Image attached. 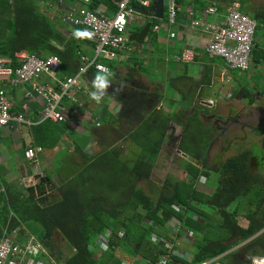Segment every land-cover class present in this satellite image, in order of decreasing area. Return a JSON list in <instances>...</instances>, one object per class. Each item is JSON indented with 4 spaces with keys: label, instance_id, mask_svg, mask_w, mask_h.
Listing matches in <instances>:
<instances>
[{
    "label": "trees",
    "instance_id": "1",
    "mask_svg": "<svg viewBox=\"0 0 264 264\" xmlns=\"http://www.w3.org/2000/svg\"><path fill=\"white\" fill-rule=\"evenodd\" d=\"M68 2H80L100 16L104 15V7L107 14L117 11L114 0ZM42 3L43 0H0V57L9 58L15 68L23 63L16 57L23 51L42 58L57 56L62 63L60 74L73 76L76 62L95 51V45L69 34L70 29L63 23L66 7L61 8L58 0H51L48 6ZM246 5L242 1L243 11L250 14ZM53 7L56 10L50 14ZM253 12L259 28L264 26V9ZM256 51L255 47V60L260 61L258 57L264 53ZM171 122L189 125L181 117L163 119L152 114L138 137H131L141 142L140 153H134V149L119 153L101 148L93 156L83 154L86 163L82 170L68 174L58 184L49 175L36 187H8V193L0 197L5 201V206L0 205V240L16 228L25 233L23 226L34 224L40 232L37 238L53 264H157L163 255H170L169 264H199L223 255L222 264H242L237 253H227L264 231V175L253 170L250 152L217 163L210 170L209 152L201 151L210 129L203 126L200 135L192 140V154L185 152L199 159L204 168L193 162L187 164V181L168 175L163 193L155 200L141 182L152 178ZM204 129L208 132L203 133ZM67 131V122L43 121L32 128L34 144L53 149ZM184 132L181 149L188 144V130ZM213 173L219 175L214 193L201 192L200 181L211 180ZM46 187L56 189L61 200L50 203ZM241 217L247 220V227L240 225ZM177 220L183 226L178 234L171 226ZM186 231L193 234V242L185 247L193 254L191 260L177 253V248L182 247L177 241ZM57 234L70 249L68 256L56 249ZM102 238H107V247L102 246L105 251L100 248ZM244 252L249 259L264 257V234L247 243ZM249 261L243 264H252Z\"/></svg>",
    "mask_w": 264,
    "mask_h": 264
},
{
    "label": "crops",
    "instance_id": "2",
    "mask_svg": "<svg viewBox=\"0 0 264 264\" xmlns=\"http://www.w3.org/2000/svg\"><path fill=\"white\" fill-rule=\"evenodd\" d=\"M154 1L155 0L152 2V7ZM177 1L179 3L178 22L169 31L162 30L161 32H157L155 27L161 25L167 20L168 8L172 0H165L164 20L155 17V13L151 10L152 7L146 10L147 13H144L140 8L137 10L135 19L130 26V36L141 33L149 23L152 24V29L144 42H130V50L123 52L119 59L112 61L107 59L102 60L101 63L111 67L112 76L110 79L112 84L100 103H97L89 96V93L94 90L92 87V79L98 71H91L81 79L80 84L83 90L76 93V98L79 102L84 103L83 109L77 108L75 105L73 107L69 100L67 101L66 105L68 106L67 108H69V115L67 114L69 131L65 133L62 141L55 148H44L43 153L47 152L48 154L45 158L46 167L52 161L54 152L56 158H63L58 157L56 153L57 150L59 152L62 150L63 143H65L63 150L66 151L69 161H73L76 155L80 161H84L83 163H86L83 154L93 156L96 152L98 153L106 148L112 149L113 151L116 150V152L119 153L123 150L128 153L130 149H134V153H140L142 151V147H140L142 145L141 142L133 141L131 140V137H138V132L144 128L152 114H157L161 111L164 112L165 104H168V106L175 105L174 107L176 108H184L183 106L181 107L178 105V103H191L190 105L194 109V116L200 115L204 117L210 115V117L214 118L216 116L211 115H214L213 113H216L222 104L228 103L227 105L231 107L233 111H241L239 109L240 106H245L243 97H247L252 104V100H256L251 97L255 94L254 92L257 91L259 92L258 94L261 95L258 97L264 98V55L258 57L260 61L258 59L256 61L254 57V65L249 71L243 72L232 70L227 66L224 60L213 57L209 54L208 47L211 43V35L206 33L202 26L196 25L197 22L207 24L222 23L228 17L229 9L236 5L238 1L242 3L243 0ZM66 2V6H77L79 8L81 7L90 10V8L82 6L80 2L73 5L69 4L68 0H66ZM214 8H219L218 14L207 13L208 10ZM106 9V7L102 9L104 15L115 16L116 12L113 14H107ZM241 10L243 11L242 4ZM135 21L137 23V28L133 30L132 25ZM172 33H176L178 37L173 39L171 37ZM258 42L259 37L256 45V52L261 55L262 53L259 52ZM187 48L194 49L197 52L196 60L192 62L182 61L183 52ZM93 52L91 51L88 55L92 56L95 54ZM262 52L264 53V49H262ZM25 54L28 53L23 51L16 54V57L18 60H21L18 55ZM1 58L9 59L6 57ZM140 58L141 62L137 61ZM166 63L171 64V67L168 66L166 68V76H164V78L169 81L167 85L172 81L173 91L170 88L169 89L173 96L166 92L165 95L160 94L159 92L164 89L162 86L159 88V86L157 87V84L152 85L153 83H148V76H151L152 74L159 75L158 72L161 73L162 67L166 65ZM172 64H176V67L173 68ZM79 65L80 61L76 62V67L73 72L76 73ZM254 69H259V73H253ZM258 75L261 76L258 77ZM66 76L67 74H60L59 71L53 76V78L58 84L60 81L69 78ZM39 80L37 82L42 84ZM256 80L259 81V84ZM2 82L6 83V88L10 91L13 113H23L25 118L32 122V125L24 124L20 127H9V129H6L12 130L11 133H19V131L21 132V127L26 126V130L23 131V133L21 132V139L18 140L21 143L15 146L16 150L22 147L25 152L30 146H37L34 144V133L32 132V128L38 125V123H42L40 122V112L44 102L39 97V99L34 97V101L25 98L26 92L30 89L29 85L15 88L10 85L11 78H3ZM43 84H50L55 86V88H58V86L54 84L53 79H51L50 83ZM167 88L168 87L166 86L165 89ZM173 92H175V94ZM238 95L239 97L237 100L239 101V104L233 102L234 96ZM169 101H171V103ZM210 101H213L214 104L209 103ZM239 117L241 118V116ZM182 118L187 120V117ZM103 121L104 124H101ZM236 121H238V119L235 117V122ZM176 125L174 128L177 130ZM178 126L182 128L180 133H183L184 127L181 125ZM6 140L7 138H1L0 144ZM128 140L132 141L130 145H127ZM119 145H122L121 150L115 148ZM162 150L163 147L161 152ZM40 156L38 162L32 163L28 161L26 157L25 159L29 163L34 164L35 170H40ZM2 160L3 156L0 154V166L3 164ZM35 164L39 165V167ZM61 164L62 165L58 170L62 171L65 175L70 174L69 163H67L65 158L61 160ZM46 169L47 168H45V170ZM41 171L42 173L45 172L43 170H40V172ZM36 174L37 171H35V175L30 176L28 180H26L25 177H22L16 181H7L5 178L7 174L4 176L0 175V179L5 185L8 193V187H10V189H18L16 187L22 189L23 187L21 185L25 187L23 189L35 187L36 181L38 182L37 178H40L39 176L35 178ZM49 175L48 172H46L45 176L47 177ZM50 176L53 179V176ZM201 192L203 191L201 190ZM4 202V199L2 200L0 198V205L5 206ZM36 226L37 225L34 224H32V226L26 224L23 226V229H26L29 233H33L39 231L38 226ZM223 257L224 255L218 258ZM219 263L222 264L221 259Z\"/></svg>",
    "mask_w": 264,
    "mask_h": 264
},
{
    "label": "built area",
    "instance_id": "3",
    "mask_svg": "<svg viewBox=\"0 0 264 264\" xmlns=\"http://www.w3.org/2000/svg\"><path fill=\"white\" fill-rule=\"evenodd\" d=\"M58 1L61 8L66 7L63 12V22L70 29L69 34H74L75 29L89 31L92 35L85 39L95 45V52H93L95 54L81 56L80 65L74 76L62 80L58 84L53 78L54 84L58 88L49 84H39L37 81L42 76H54L59 72L62 65L59 57L42 58L37 55H18L23 63L15 68L11 66L9 59L0 57V133L7 127L32 125V122L27 120L23 113L12 112L10 91L6 88V83L2 82L3 78H11L10 85L15 88L30 85V90L26 92L25 98L34 101L36 97H39L43 100L40 122L49 120L66 123L67 101L69 100L73 107L79 105L76 93L83 90L80 84L81 79L91 71L106 70L112 73L111 68L101 63L100 60H116L123 52L130 50V26L135 19L137 10L139 8L148 10L152 7L153 2V0H114L117 8L115 16H100L86 8L66 6V0ZM135 3L139 5V8ZM207 13L218 14L219 8L208 10ZM178 17L179 3L177 0H172L168 8L167 24L165 26L157 25L155 30L157 32L165 29L171 30L177 24ZM196 25L202 26L206 33L211 35L209 54L224 60L232 70L245 72L252 68L259 29V21L256 18L234 5L229 9V15L222 23L197 22ZM171 37L175 39L178 35L172 33ZM196 54L194 49L187 48L183 52L182 61L192 62L196 60ZM81 69L84 71L82 72ZM34 96L36 97L34 98ZM209 103L214 104L213 101ZM43 151L44 148L41 146H30L25 151V157L32 163L38 162ZM5 193L6 187L0 179V197ZM25 231L22 233L21 228H16L1 238L0 264H53V260L48 256L45 247L38 238L26 229ZM254 258L264 257L256 256ZM220 259L215 258L199 264H220ZM171 260L170 255H163L157 264H169Z\"/></svg>",
    "mask_w": 264,
    "mask_h": 264
},
{
    "label": "rangeland",
    "instance_id": "4",
    "mask_svg": "<svg viewBox=\"0 0 264 264\" xmlns=\"http://www.w3.org/2000/svg\"><path fill=\"white\" fill-rule=\"evenodd\" d=\"M44 3H42L44 6H48V0H43ZM51 0H49L50 3ZM241 2H237L236 6H239L241 8ZM243 4H247L251 10L250 15L254 17V12L258 8L264 9V0H243ZM56 9L53 7L49 10V13L51 14V11H55ZM167 22H163L162 25L165 26ZM65 25V24H64ZM137 23H133L132 29H136ZM166 30V29H165ZM258 37H259V52L262 53V49H264V26H261L258 30ZM164 52V51H163ZM162 52V53H163ZM103 59L100 61L102 62ZM141 62V58L137 60ZM164 65V64H163ZM253 65H254V55H253ZM170 66L171 64L166 63L162 67L161 73L159 75L152 74L151 76H148V83H153L152 85L157 84V87L159 88L162 86L164 89L159 92L160 94H164L165 92L169 95H172V81H170L169 85L167 83L169 82L168 79H165L164 76H166V68ZM173 68L176 67V64H172ZM253 73L258 74L259 69H254ZM261 75H258V77ZM51 79H53V76H42L39 80L40 83H50ZM256 82L259 84V81L256 80ZM50 85V84H49ZM30 86V85H29ZM168 87L165 89V87ZM171 90H170V89ZM30 90V89H29ZM173 91V90H172ZM158 92V90H157ZM175 94V92H173ZM252 99H255V103L251 104V101L247 99V97H243L245 106H240V110L242 111H233L231 107H229L227 104H222L216 113H213L216 116L214 118L207 116L206 118L197 115L191 117L193 113V108L191 107V103H178L181 107H174L175 105L168 106V104H165L164 106V113L158 112L156 114L157 117H163L164 118H171V119H178L182 117H187L186 123H189V125L186 127L184 124V129L188 130V144L184 147V151L181 150V143L183 141L185 132L180 133L182 128L175 122H171L169 131H168V137L163 145V150L160 153L159 157L156 159L155 166L152 172V178L150 180H144L141 182L142 187L147 191L148 195L153 197L155 200H158L160 195L163 193V187L165 185V181L169 176L175 177L179 180H188L189 175L186 171L187 164L193 162L195 165L199 166L201 169H203V165L201 162H199V159H195L194 157L190 156L189 154H192V148L194 146L192 140L195 137H198L201 131L200 129L205 126V128L210 129L209 136H205V144L202 146V153L207 154L209 152V161L207 163V167L212 170L214 169L215 165L217 163H224L225 161L231 159L232 157L239 156L242 153L250 152L252 155L251 160V166L256 174L264 175V98H260L257 91L254 92ZM166 94V96H167ZM36 97V96H34ZM238 96H234L233 102H237L239 104V101L237 100ZM258 97V98H257ZM39 99L38 97H36ZM167 100V98H166ZM171 103V101H169ZM173 103V102H172ZM84 103L79 102V106H76L77 108L83 109ZM231 105V104H230ZM213 109V108H212ZM69 111V108H68ZM69 115V114H68ZM241 116V118L239 117ZM210 117V118H208ZM235 117L238 119V121L235 122ZM204 118V119H201ZM88 123V122H87ZM92 123V122H91ZM101 124H104V122H101ZM177 126V130L174 128V126ZM182 126V125H181ZM9 129V127L4 128L2 132L0 133V139L1 138H7L6 141H4L2 144H0V151L1 155L3 156L2 165L0 166V175L5 176L7 181H16L21 179L22 177H25L26 180L30 176L35 175V171H37L36 177L39 176L38 182L36 181V184H39L41 182V179L46 178V172H48V175L53 176V182L56 184L61 181V179L67 177V175L63 174L62 171L58 170V168L61 167V160L64 158L66 159L67 163H69V169L70 173H75L84 167V161H80L78 157H74V163L73 161H69L66 151L63 150L65 143L62 144V150L60 152L57 150L58 157H63L61 159L56 158L55 152L53 153V158L50 164L46 167L45 158L47 157V152L43 153L40 156V164L36 165L39 167L40 170H43L45 172L42 173L40 170L36 169L34 167V164L29 163L25 159V152L22 147H20L18 150L15 149V146L21 142L18 140L21 139V132L26 130V126L21 127V132L19 133H11L12 130H6ZM208 129L202 130L203 133H207ZM262 130V131H261ZM65 141V139H64ZM131 140H128L127 145L131 144ZM212 144V146H211ZM121 146L115 147L116 149L121 150ZM141 147V146H140ZM183 148V147H182ZM189 154H187L186 152ZM124 153L125 150H123ZM123 153V154H124ZM65 156V157H64ZM52 157V156H51ZM81 162V163H80ZM45 168H47L45 170ZM68 172V171H67ZM219 175L217 173H213L211 175V180L209 179H202L199 183V188L204 193L207 194H213V191L217 187V180ZM55 180V181H54ZM209 180V181H208ZM214 182L212 184V182ZM23 188H25L23 185H21ZM36 187V186H35ZM18 189H21L20 187H16ZM22 188V189H23ZM47 189V187H46ZM47 197L50 203H54L61 200V196L58 193L56 189H47ZM203 208L207 211H210L208 206L203 205ZM213 212V211H212ZM211 212V213H212ZM240 225L243 227H247V220L243 217L240 218ZM29 226H32V224H29ZM171 226L178 234L182 230L181 223L177 220L171 223ZM39 231L33 232L36 237L39 235ZM185 236L181 239H178L177 243L182 245V247L177 248V252L182 254L183 257H186L187 260H191L193 258V254L191 251L187 250L185 247L188 246V244H191L193 242L191 239L192 237H189V232H184ZM264 234V231L260 232L259 236ZM193 234H191L192 236ZM255 236V237H256ZM258 238V237H257ZM102 242L100 248L102 251H105L104 247H102V244H105L107 247V238L100 239ZM159 241V239H158ZM161 241V240H160ZM54 242L56 244V249L61 250L64 253H67V256L69 254V248L63 238L57 234L54 237ZM249 242H251L249 240ZM248 242V243H249ZM186 250H185V249ZM229 254L237 253L238 255H242L245 261H248V256L245 255L244 252V246H237L232 251H229ZM227 254V255H229ZM252 261V259H251Z\"/></svg>",
    "mask_w": 264,
    "mask_h": 264
},
{
    "label": "clouds",
    "instance_id": "5",
    "mask_svg": "<svg viewBox=\"0 0 264 264\" xmlns=\"http://www.w3.org/2000/svg\"><path fill=\"white\" fill-rule=\"evenodd\" d=\"M75 36L78 38L82 37H91V33L87 30H75ZM83 72L84 69H81ZM112 76V73L106 70H100L98 73L94 76L92 79V87L93 91L89 93V96L91 99L95 100L97 103H100L104 96L107 93V90L109 87H111L112 81L110 77ZM253 261V264H264V258L257 259V258H251Z\"/></svg>",
    "mask_w": 264,
    "mask_h": 264
},
{
    "label": "water",
    "instance_id": "6",
    "mask_svg": "<svg viewBox=\"0 0 264 264\" xmlns=\"http://www.w3.org/2000/svg\"><path fill=\"white\" fill-rule=\"evenodd\" d=\"M151 10L155 13V17H157L158 19L164 20L165 19V0H155L154 5H153ZM142 11L144 13H147V11L145 9H142ZM151 29H152V24L149 23L141 33L131 35L130 36V42H138V43L144 42L146 40V38L148 37ZM257 237H259V236L253 237L250 241L256 239ZM248 242L241 245V247L245 246ZM229 253L230 252H228L227 254H229ZM249 260L251 261V259H249Z\"/></svg>",
    "mask_w": 264,
    "mask_h": 264
},
{
    "label": "flooded vegetation",
    "instance_id": "7",
    "mask_svg": "<svg viewBox=\"0 0 264 264\" xmlns=\"http://www.w3.org/2000/svg\"><path fill=\"white\" fill-rule=\"evenodd\" d=\"M201 113H202V111H201ZM207 116H209V115H207ZM207 116H204V117H207ZM238 259L240 260V262H241L242 264L245 263V262H247V261H245V259L243 258L242 255H238Z\"/></svg>",
    "mask_w": 264,
    "mask_h": 264
}]
</instances>
